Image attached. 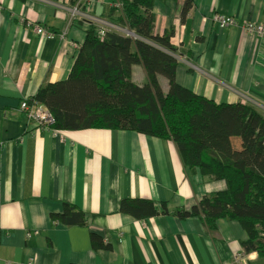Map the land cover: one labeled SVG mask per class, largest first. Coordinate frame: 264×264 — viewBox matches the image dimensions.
<instances>
[{"label":"crops","instance_id":"crops-1","mask_svg":"<svg viewBox=\"0 0 264 264\" xmlns=\"http://www.w3.org/2000/svg\"><path fill=\"white\" fill-rule=\"evenodd\" d=\"M117 2L0 0V264H237L238 254V264H264L256 252L244 253L247 234L238 221L221 218L210 231L198 216L174 214L226 183L190 168L173 140L120 129L55 130L22 110L24 100L47 109L31 99L43 85L68 78L89 17L110 21ZM153 12L154 33L171 35L175 54L184 57L176 68L181 86L264 112V37L244 29L264 23V0H154ZM215 14L236 23L220 27ZM33 24L55 37L40 36ZM158 78L167 93L168 79ZM146 79L134 65L133 80ZM232 140L234 159L250 164L241 140ZM138 199L157 213L122 211L124 200ZM65 203L82 211L83 224L53 220Z\"/></svg>","mask_w":264,"mask_h":264},{"label":"trees","instance_id":"trees-1","mask_svg":"<svg viewBox=\"0 0 264 264\" xmlns=\"http://www.w3.org/2000/svg\"><path fill=\"white\" fill-rule=\"evenodd\" d=\"M118 1L121 7L110 9V21L135 36L115 29L100 35L98 25L91 23L68 78L43 85L31 101L47 107L55 130L120 129L173 140L190 168H199L205 180L226 183L224 190L174 214L181 219L198 216L210 231L221 218L238 221L247 234L244 253L256 252L264 261V116L252 104H220L181 86L171 35L154 33V0ZM136 64L146 72L143 84L133 80ZM159 75L168 79L167 93ZM234 137L241 140L250 164L234 159ZM121 209L137 218L157 213L151 201L142 199L124 200ZM52 218L83 224L85 216L65 203L64 211ZM92 238L96 245L100 238Z\"/></svg>","mask_w":264,"mask_h":264},{"label":"built area","instance_id":"built-area-1","mask_svg":"<svg viewBox=\"0 0 264 264\" xmlns=\"http://www.w3.org/2000/svg\"><path fill=\"white\" fill-rule=\"evenodd\" d=\"M72 17L77 16L79 14V7L75 6L72 10ZM90 18V17H89ZM91 19V18H90ZM214 21L220 26V27H227L230 25H234L236 23V19L232 17L231 15H225V14H215L213 16ZM93 20V19H92ZM91 21V20H90ZM95 20L91 21V23H94ZM30 26L31 23H28ZM35 31L42 37H55V33L52 31L47 30L44 26L39 24H33ZM244 29L249 32L256 35H260L264 37V23H252V22H246L244 25ZM106 29L99 28L98 33L100 35H104ZM22 110L25 111L26 116L30 118L31 120L36 121L42 126L50 127L53 123V116L50 113L48 109L40 108V107H31L28 100H24L21 103Z\"/></svg>","mask_w":264,"mask_h":264},{"label":"rangeland","instance_id":"rangeland-1","mask_svg":"<svg viewBox=\"0 0 264 264\" xmlns=\"http://www.w3.org/2000/svg\"><path fill=\"white\" fill-rule=\"evenodd\" d=\"M115 6H118V7H121V4L119 3V1L116 3V5ZM91 18V21H93V20H95L94 22H98L99 21V23H101V24H104V26L107 28V29H109V30H111V29H115L117 32H119V33H121V34H123V35H126V36H135V34L129 29V28H127V27H125V26H123V25H121L119 22H111V21H109V20H107V21H102V20H100V19H98V18H94V17H90ZM93 19V20H92ZM91 24V23H90ZM175 57L177 58V59H180V60H183L184 59V57H182V55H178L177 56V54H175ZM250 104V103H249ZM252 105H254L253 103H251ZM255 106V105H254ZM255 108L264 116V112L262 111L263 109H261V108H259L258 109V107H256L255 106ZM243 256L241 255V254H238V255H236L235 256V263H237L238 264V262H240L241 261V258H242Z\"/></svg>","mask_w":264,"mask_h":264}]
</instances>
